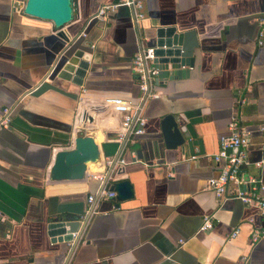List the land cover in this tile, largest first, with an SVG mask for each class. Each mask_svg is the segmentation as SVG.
Returning a JSON list of instances; mask_svg holds the SVG:
<instances>
[{
	"label": "crops",
	"instance_id": "1",
	"mask_svg": "<svg viewBox=\"0 0 264 264\" xmlns=\"http://www.w3.org/2000/svg\"><path fill=\"white\" fill-rule=\"evenodd\" d=\"M117 0H73L64 30L75 47L90 54L78 99L51 90H27L45 76L64 42L51 21L22 14L21 0H0V112L10 108V125L0 129V264H64L65 245L51 242L48 223L66 214L82 216L87 196L100 186L104 162L118 153L113 179L132 187L124 200L98 199L67 264H264V225L252 206L237 198L217 200L206 181L223 161L211 159L227 124L236 117L248 132L246 174L264 183V0H142L144 18L133 23L125 6L97 20V8ZM156 26L194 31L193 67L185 76L155 85L157 98L143 102V133L130 134L119 149L121 114L103 103L119 97L135 104L140 93L130 68L137 48L150 46ZM82 112L88 118L80 120ZM193 114L202 154L166 148L160 133L168 113ZM90 135L99 160L81 180L49 179L53 154L75 135ZM117 205V206H116ZM211 227L199 230L202 217ZM237 232L230 237V232Z\"/></svg>",
	"mask_w": 264,
	"mask_h": 264
},
{
	"label": "water",
	"instance_id": "2",
	"mask_svg": "<svg viewBox=\"0 0 264 264\" xmlns=\"http://www.w3.org/2000/svg\"><path fill=\"white\" fill-rule=\"evenodd\" d=\"M21 12L24 15L37 19L48 20L53 24L56 36L64 43L58 51L46 80H41L32 86L27 92L36 96L45 90H51L76 101L82 84L83 76L87 68L90 54L81 48L75 47V38L68 36L64 28L72 20L73 0H21ZM149 36L150 45L154 48L153 63L157 69L153 79L155 85L175 77L185 76L193 67V50L197 47L194 31L176 32L171 26H156ZM88 118L82 112L80 120ZM201 123L199 116L193 114H165L160 121V133L164 145L169 149L179 148L181 152L187 150L190 155L202 154V142L198 136L196 125ZM122 145V144H121ZM118 156L115 155L114 159ZM99 160V148L90 135H75L71 138L68 146H63L53 154L52 165L49 169V179L81 180L84 177L86 166ZM110 170L107 169L105 177ZM115 182L109 190L115 192L114 199L124 200L132 196V187L128 180L122 176L113 179ZM117 206V205H116ZM80 226V215L66 214L53 218L47 225V235L51 242L65 245L71 240V233Z\"/></svg>",
	"mask_w": 264,
	"mask_h": 264
},
{
	"label": "built area",
	"instance_id": "3",
	"mask_svg": "<svg viewBox=\"0 0 264 264\" xmlns=\"http://www.w3.org/2000/svg\"><path fill=\"white\" fill-rule=\"evenodd\" d=\"M118 6H125L128 9L131 20L135 24L144 18L142 0H117L112 3H103L97 8L94 17L97 20H101L107 12L113 11ZM256 21L260 26L257 31V44L260 45L263 41L262 29L264 17H259ZM153 50L154 48L151 46L140 45L131 57L130 68L137 80L140 93L139 101L131 104L129 101L119 97H109L103 100V103L110 107L111 110L121 114V131L117 138V141L120 143L119 149L124 146L130 134L138 135L143 133L145 122L141 115L143 102L149 98H157L158 96L159 91L155 89V84L153 83V79L157 73V69L153 63ZM10 113V108H2L0 112V129L7 128L10 125ZM227 128L229 134L219 137L218 150L211 156L213 162L223 161V164L217 176L207 179L206 188L213 192L217 200L237 198L242 204L254 207L264 225V183L260 177L246 174L243 171V166L247 164L245 149L248 144L249 134L241 128L234 116L229 120ZM261 131L264 134V128H261ZM117 157L115 159L114 157H107L105 159L104 172L98 175V179L100 180L99 189L95 194L87 196V207L85 213L80 216V226L75 232L71 233V240L67 242V257L64 264H67L68 257L79 243L90 216L95 212L93 207L94 202L98 199L115 197V192L109 190L106 183L111 177L113 164L115 162L123 163V160ZM263 160L264 153L262 154V158L254 163V166L256 168L260 167ZM107 169L110 170V174L108 177H105ZM210 227L211 216H203L199 230H206ZM236 232L237 230L233 229L229 236L233 237ZM263 236L264 229H254L251 233V241L255 242Z\"/></svg>",
	"mask_w": 264,
	"mask_h": 264
},
{
	"label": "bare ground",
	"instance_id": "4",
	"mask_svg": "<svg viewBox=\"0 0 264 264\" xmlns=\"http://www.w3.org/2000/svg\"><path fill=\"white\" fill-rule=\"evenodd\" d=\"M90 164H92V163H90Z\"/></svg>",
	"mask_w": 264,
	"mask_h": 264
}]
</instances>
